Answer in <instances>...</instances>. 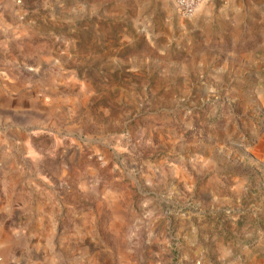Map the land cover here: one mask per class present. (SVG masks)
<instances>
[{
	"label": "rangeland",
	"instance_id": "374dc122",
	"mask_svg": "<svg viewBox=\"0 0 264 264\" xmlns=\"http://www.w3.org/2000/svg\"><path fill=\"white\" fill-rule=\"evenodd\" d=\"M0 264H264V0H0Z\"/></svg>",
	"mask_w": 264,
	"mask_h": 264
},
{
	"label": "built area",
	"instance_id": "2783aa9c",
	"mask_svg": "<svg viewBox=\"0 0 264 264\" xmlns=\"http://www.w3.org/2000/svg\"><path fill=\"white\" fill-rule=\"evenodd\" d=\"M174 4L184 13L187 15H191L195 12L197 7L204 1V0H172Z\"/></svg>",
	"mask_w": 264,
	"mask_h": 264
}]
</instances>
